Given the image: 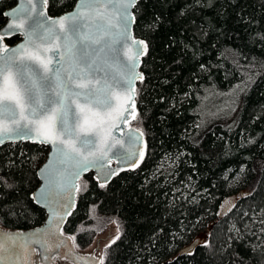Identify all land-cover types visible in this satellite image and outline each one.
<instances>
[{"label":"trees","instance_id":"obj_1","mask_svg":"<svg viewBox=\"0 0 264 264\" xmlns=\"http://www.w3.org/2000/svg\"><path fill=\"white\" fill-rule=\"evenodd\" d=\"M77 1L48 0L49 12ZM14 4H0V30ZM135 16L134 32L148 43L135 122L146 156L104 188L83 177L64 231L81 249L102 244L105 264H264V0H140ZM231 97L237 123L215 122L194 141L205 122L200 106ZM48 154L29 142L0 149L1 226L45 222L32 194ZM165 159L171 167H160ZM239 174L240 185L231 184ZM202 221L208 241L194 242Z\"/></svg>","mask_w":264,"mask_h":264},{"label":"snow or ice","instance_id":"obj_2","mask_svg":"<svg viewBox=\"0 0 264 264\" xmlns=\"http://www.w3.org/2000/svg\"><path fill=\"white\" fill-rule=\"evenodd\" d=\"M138 2L78 0L74 11L54 20L46 17L42 7L37 8V0H20L19 7L3 12V16L12 19L7 30L0 33V144L5 140L33 139L52 145L57 164L71 162L72 170L64 169L66 175H61L55 183L57 197L80 191L75 178L90 169L97 170L99 187H106L107 181L118 174L107 166L111 162L109 153L118 156V162L130 160L136 154L128 151L117 154L112 149L121 143L113 136V129L119 127V122H128L126 113L132 119L137 118L133 85L136 80L144 79L135 68L139 56L147 53L148 44L130 35L136 19L131 9ZM41 3L46 5L47 0ZM10 33L23 35L24 43L15 48L3 44L4 37ZM116 37L136 46L133 55L125 53L127 71L113 73V65L107 59L82 55L85 49L97 45L115 51L111 45L119 42ZM140 159L143 160V153ZM53 165L54 161L49 159L42 170L45 186L32 199L49 209L52 213L49 224H57L59 235L50 228L43 233L37 230L33 234L38 236L35 240L18 233H0V264H5L6 257L10 264L17 260L28 264L23 253L32 250L33 245L42 250L43 260L55 261L56 255L46 253L67 246L61 239L60 225L71 211L60 212L52 206ZM0 182L6 183L3 177ZM73 206L65 203L62 208ZM119 231L117 225L112 244L120 239ZM66 239L73 248L79 247L75 235ZM106 256L107 252L98 259V264H105Z\"/></svg>","mask_w":264,"mask_h":264},{"label":"water","instance_id":"obj_3","mask_svg":"<svg viewBox=\"0 0 264 264\" xmlns=\"http://www.w3.org/2000/svg\"><path fill=\"white\" fill-rule=\"evenodd\" d=\"M3 1H5V0H0V4ZM13 1H15V4L12 7L8 8L5 12H11V10L13 8H17L20 6V0H13ZM77 3H78V1H77ZM137 5H136V7H137ZM41 7L43 8L46 17L54 20V19H58L59 17L65 16L66 14L74 11L76 5L72 10L65 12L63 14H60V15L50 14L49 8H48V0H47L46 5H43L41 3V0H37V8L39 9ZM135 8L131 9V12L134 16H135ZM6 18H7V22L4 25V27L0 30V33L6 31L7 30V28H6L7 24H9L11 22V19H12L11 17H6ZM135 22H136V19H135ZM134 25H135V23H133L131 25V28H130L131 37L133 39H136V40H143L147 43V41L145 39H143L142 37L137 36L135 34ZM18 35L21 36V40L19 42H17L16 44L11 45L7 42V40L9 38H11L13 36H18ZM108 39H111V38L106 37V40H108ZM115 39H117L119 41V42L111 45V47L113 49H115V51L109 52L107 50V48L101 49V46L97 45V46L85 49L82 52V55L85 58H89V59H102V58L107 59L109 61V63L113 65V68H112L113 73L127 71V69L125 67V59H126L125 53H127V55H133L136 52V46L132 45L128 42H125L124 40H122L119 37H116ZM2 43L7 45L9 48H15L18 45L24 43V36L19 34V33H10L9 35L4 37ZM98 49H100V50L98 51ZM147 52H148V50H147ZM146 54H142L139 56L138 65L135 68V71L137 73L142 74L143 77H144V72L142 70V64H143V59L146 56ZM139 82H140V80H136L134 82V85H133L136 89L134 112L136 113L137 116H138L139 111H138V105H137L136 98H137V86H138ZM117 91H119V89H117ZM126 118L128 120L127 123L119 122V127L116 129H113V136L117 140L121 141V143L116 144L113 147L112 152H116L117 154H119L120 152L128 151V152H135L136 154L134 156H132L130 160H127L124 162H118V156H113L111 153H109V155L111 157V162L107 166L112 168V169H116L118 174L113 175L107 181V185L110 184L112 182V180L117 175H119L123 172L134 170L137 167H139L142 164V162L144 161L145 156H146L147 139H146L144 131L142 130L141 127L134 125L137 118L132 119L130 113H126ZM137 129L139 130V132L136 131ZM140 133H142V135H140ZM137 136H139L138 140L136 139ZM21 142H29V143H33V144H44L49 148L48 157H47L46 161L44 162V164L38 170V178H39L40 183H39V186L37 187V189L34 191L33 194L37 193L38 190H40L42 187L45 186V182H46L45 181V173L42 170L45 169V166L48 164L49 159H52L54 161L53 167L55 169V171H53V174L50 177V179L53 181V185H52V188H53V205L52 206L54 208H56L57 211H60V212H63L66 210L71 211V215H72L73 211L76 209V206H77L78 191H73L72 193H64L62 196L57 197L56 196L57 189L55 188V183L60 181L61 175H66V173L63 172V170L64 169H67L68 171L72 170L71 162H69L68 164H65V165L57 164L56 163L57 157L55 155H53L54 150H53V147L51 144L40 143L38 141H35L33 139H29V138L16 139V140H5V142L3 144H0V149L7 144H14V143H21ZM141 153H143V160L140 159ZM90 173L93 174L94 177L96 178L97 170L96 169H90L86 172H83L79 177L75 178V184L80 187V180ZM97 182H98V184H100L101 181L97 180ZM33 194H32V196H33ZM34 202L39 207L43 208L46 212L47 217H46L45 222L42 225L31 228V229H13V228H6V227L0 225V233H14V234L18 233V234H21L23 236L32 237V239L35 240L38 238V236H34L33 234L36 233L37 230H40V233H43L45 229L50 228V231L56 232L57 235H59V231L57 229V224L55 222H53L51 224V226L49 224V221L52 218V213L49 211V209L47 207L43 206L42 204L37 203L36 201H34ZM65 203L72 204L74 206L71 207L70 209H63L62 205ZM227 211L228 210L220 212L219 216L222 218L227 213ZM71 215H68L66 217V219L63 221V223L60 225V228H62V232H63V236L61 237V239L64 240V244L67 246H62L59 249H54L51 253H46L49 256L56 255L57 259L55 261L43 260V256L41 254L42 250L37 245H33L32 250L25 251L23 253L24 260L28 261V264H98V259L101 256H103L102 247H101L102 244L98 243V245H93L92 247L87 248V249H89L88 251H83V250L79 249V247L73 248L72 242L66 239V237L72 236L71 234H68L64 231L66 225L69 222ZM70 248L72 249V251H69ZM64 256H66L67 259H61L60 258V257H64ZM81 257L83 259H80ZM5 264H10V262L7 260V257H6ZM15 264H20V261L17 260L15 262Z\"/></svg>","mask_w":264,"mask_h":264},{"label":"rangeland","instance_id":"obj_4","mask_svg":"<svg viewBox=\"0 0 264 264\" xmlns=\"http://www.w3.org/2000/svg\"><path fill=\"white\" fill-rule=\"evenodd\" d=\"M229 100H232L231 101L232 103L231 102L228 103V101H224V103H220L218 106H210L207 104L200 106L202 110V115L204 117L203 119L205 122L202 124L200 129H198L195 135L193 136L194 141L199 140L215 122L221 121L223 124H233V125L237 123V117H238L240 105H238L235 102L233 97L229 98ZM134 125L138 126L136 123ZM172 164L173 163L171 162L170 159H165L164 162L160 165V167L161 168L171 167ZM242 178L243 177L240 174L235 176L232 179L231 184L240 185ZM208 238H209L208 229L205 226V221H202L200 223L198 232L193 237V241L194 242L200 241L205 243L208 241ZM81 250L88 251L89 249L87 250L81 249Z\"/></svg>","mask_w":264,"mask_h":264}]
</instances>
